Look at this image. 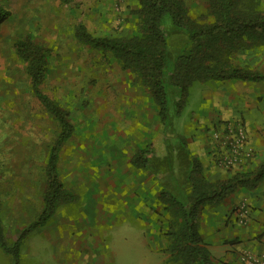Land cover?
<instances>
[{"label": "rangeland", "instance_id": "rangeland-1", "mask_svg": "<svg viewBox=\"0 0 264 264\" xmlns=\"http://www.w3.org/2000/svg\"><path fill=\"white\" fill-rule=\"evenodd\" d=\"M183 2L191 17L206 15L208 0ZM0 4L10 13L0 21V222L7 244L42 209L44 169L58 132L57 123L33 96L16 42L29 39L48 52L41 90L68 112L73 126L58 163L59 177L73 199L59 205L46 225L27 234L17 264H89L93 254L106 264L154 262V257L143 256L138 222L124 212L123 204L135 187L128 183L130 176L147 180L144 172L128 170L126 159L146 144H156L155 153L165 155L162 129L161 137L157 135L156 106L149 92L109 53L81 45L73 36L79 23L97 37L135 35L138 0H0ZM235 60L232 53L231 62ZM201 88V83L190 87L187 103L174 120L181 135L199 105ZM144 103L149 127L140 123L137 112ZM144 188L156 198L150 212L159 239L167 244L163 234L170 216L157 201L158 182L146 181ZM0 264L16 262L0 249Z\"/></svg>", "mask_w": 264, "mask_h": 264}, {"label": "trees", "instance_id": "trees-1", "mask_svg": "<svg viewBox=\"0 0 264 264\" xmlns=\"http://www.w3.org/2000/svg\"><path fill=\"white\" fill-rule=\"evenodd\" d=\"M9 15L0 4V21ZM136 17L133 36L97 37L81 23L74 27L73 36L81 45L109 53L149 92L156 106L166 153L157 157L152 145L147 144L137 149L129 162L158 182L157 200L170 216L163 234L169 262L214 264L199 231L201 208L224 202L236 189L258 186L264 181V162L251 172H235L211 181L201 162L191 155L186 137L176 131L174 120L181 115L194 83L264 79L261 73L231 62L232 53L243 45L264 44V8L260 0H208L202 19L191 17L183 0H138ZM15 49L26 63L33 96L58 125L44 169L40 213L12 244L6 243L0 222V249L17 264L27 234L46 225L59 205L73 199L58 168L59 153L73 126L68 112L41 90L48 71V52L29 39L16 42Z\"/></svg>", "mask_w": 264, "mask_h": 264}, {"label": "crops", "instance_id": "crops-1", "mask_svg": "<svg viewBox=\"0 0 264 264\" xmlns=\"http://www.w3.org/2000/svg\"><path fill=\"white\" fill-rule=\"evenodd\" d=\"M234 57L236 60L232 62L233 65L248 68L264 76V44H258L250 50L240 48L234 52ZM198 104L192 111L184 136L191 155L201 162L209 180L217 181L235 172H251L264 162V79L257 82L232 79L202 84ZM145 105L146 103L138 105L137 112L140 114V123L149 127L150 120L146 116L149 108ZM156 121L160 126L158 115ZM231 121H239L244 126L254 159L245 168L226 172L217 169L213 164L209 134L217 125ZM159 126L157 135L161 137ZM144 129L149 133V130ZM156 156L161 158L164 154L160 152ZM129 159L125 161L128 170L144 172L147 174L146 181L154 182L147 171L133 167ZM130 177L128 183L135 187L127 193L124 200L126 204H123L124 212L131 213L138 222L136 227L143 236L140 244L143 247V256L155 258L154 262L142 261L141 264H171L170 255L165 251L167 244L159 239L157 226H154L156 218L150 212L156 198L146 194V181L139 182L133 176ZM240 203H245L250 208L249 220L245 225L237 223L233 214ZM201 209L199 231L214 264H241L239 255L244 251L256 255L264 254V181L253 189H236L224 202L206 205ZM93 255L89 264H106L102 262L101 256Z\"/></svg>", "mask_w": 264, "mask_h": 264}, {"label": "built area", "instance_id": "built-area-1", "mask_svg": "<svg viewBox=\"0 0 264 264\" xmlns=\"http://www.w3.org/2000/svg\"><path fill=\"white\" fill-rule=\"evenodd\" d=\"M210 154L215 167L222 171H233L245 168L254 159L244 126L239 121L225 122L217 125L209 134ZM234 217L240 225L249 220L250 208L240 203L234 209ZM241 264H264V254L242 252L239 255Z\"/></svg>", "mask_w": 264, "mask_h": 264}]
</instances>
